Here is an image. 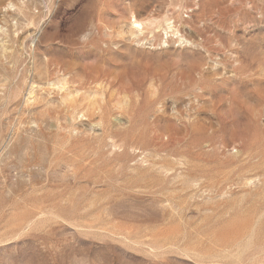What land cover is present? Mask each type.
Masks as SVG:
<instances>
[{
  "label": "rangeland",
  "instance_id": "rangeland-1",
  "mask_svg": "<svg viewBox=\"0 0 264 264\" xmlns=\"http://www.w3.org/2000/svg\"><path fill=\"white\" fill-rule=\"evenodd\" d=\"M0 264H264V0H0Z\"/></svg>",
  "mask_w": 264,
  "mask_h": 264
},
{
  "label": "bare ground",
  "instance_id": "bare-ground-1",
  "mask_svg": "<svg viewBox=\"0 0 264 264\" xmlns=\"http://www.w3.org/2000/svg\"><path fill=\"white\" fill-rule=\"evenodd\" d=\"M11 7H13L12 5H11ZM248 182V181H247ZM246 183V182H245ZM246 185V184H245Z\"/></svg>",
  "mask_w": 264,
  "mask_h": 264
}]
</instances>
